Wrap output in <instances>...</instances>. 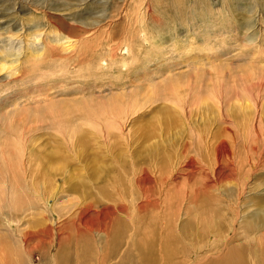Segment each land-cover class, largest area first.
I'll use <instances>...</instances> for the list:
<instances>
[{
    "label": "bare ground",
    "instance_id": "6f19581e",
    "mask_svg": "<svg viewBox=\"0 0 264 264\" xmlns=\"http://www.w3.org/2000/svg\"><path fill=\"white\" fill-rule=\"evenodd\" d=\"M231 2L232 1L228 2V0H222L220 4L217 2L218 5H216L215 3L213 4L211 3V7H214L215 9L214 14L215 13L217 15L221 14L220 17L221 16L224 17L226 16L228 12L231 17L232 15L230 14V11L228 10V7L231 4ZM150 3H151L150 0H138V2H136L135 0H124V4L126 5V7L124 6V4L122 6H123V9L126 10L125 14L129 16L130 22L128 26L126 25L127 27L125 28V31H123L122 33L123 37L117 42H114L113 40L110 41L107 36L103 39L104 41L102 40L101 42H99L98 39L93 40L94 38L90 40L88 39V37H83L85 36L84 34H87V33H84V31L82 32V35L79 38V40L75 42H71L70 39H68L66 35L62 33L64 32V30L68 29L65 23H61L60 27L59 26L57 27L54 25V28L52 27L53 29H51L50 31L37 32V33H34L30 38L25 37L24 39L17 37L16 35L17 31L16 33L10 34L9 29H5L4 33H6V35L4 33L0 35V40L2 41L0 45V58H1L0 66L1 64L6 63L5 61H10L12 63L11 65L12 69L8 66V70H9L8 75L10 77H13L16 74H18V70H21L24 68L25 59L28 57L25 54L26 52L25 49L27 47L28 49L34 51L33 53L34 67L39 64L44 63L45 61L51 62V65H52L53 62L56 63V61L58 60L60 61L67 60L69 64L71 63V61L73 62V64L71 63V66L73 68L78 67L79 71H84L87 68H89V66H92L96 62V60L99 59L100 57L99 51L101 52L104 51L105 58L103 57V59H100L101 62L99 63V67L117 69V71H126L127 73L133 72L135 71L134 68L137 66V63H139L141 58L136 59L134 62H130V58H132V60L136 58V51L141 50L140 42L142 41L141 42L142 46H147V44L152 45L153 43L152 41H155L154 38L152 39V41L149 40L150 35L148 33L149 32L148 27L145 26L146 23H144L143 21V14H142L143 10L144 12H146V10L148 9L151 10ZM254 3L255 4H251V5L256 6V8L251 6V9H248V11L246 10L247 13L251 15V17L248 20H246V22L243 24L244 27H242V29L245 32L244 34H248V36L245 38V42L247 46L245 47L244 50H242L243 53L237 54V56L241 57L243 55L247 59L245 60L244 58V60L247 61V64L243 65L244 66L243 69L237 70V71L227 70V72L219 71V70H212L211 76L208 75L210 80L206 79L207 75L205 74V71H204V72L195 73V75L182 74V75L177 76L176 78L175 77L171 78L170 81L162 85H156V84L150 85L149 84V85H145L146 87H144L143 85H140V84L137 85V83H135L136 85L134 86V83H133L134 89H136L137 92L131 93L130 95H125L124 97H121V98H118L119 100L116 103H113L112 106H106L105 109L102 108L103 112L101 111V114L105 115V117H101L103 119H101L99 124L96 123L98 120H96L95 122L92 121V119L94 120V118L87 120L88 122L85 123L86 127L88 124L91 131H88L87 129H85L84 125L83 126L79 125L78 124L79 122L77 124H74V123L72 124L70 122L67 123V120L69 118L67 119L65 118L66 116L68 117L69 112L71 111V110L70 111L68 110L69 108L68 109L66 108L69 112H67L66 109L63 112V113L65 112L68 113V115H64V118L62 117L64 120H66V122H64L63 120H57L56 117L54 121L50 120V118L49 120L44 119L43 118L44 115L42 116L44 120L39 121L38 119V122L36 124L37 126L42 125L48 129H53L54 127H56L54 129L58 128L59 130L58 132L62 134V140H61L63 141L62 143L66 142L65 143L66 150L62 149L65 152H62L60 149L59 150L55 149L51 151L50 155L48 156V162L46 163L47 165H44V166L42 165L44 169L43 170L44 173H42L44 175L43 180L45 184L51 182L50 183L51 185H52L53 180L56 181L59 176H62L67 173L65 171L66 169H68L67 165H69L68 164V160H69L68 154L69 153L74 154L75 152L74 151V147H75L74 141L75 140L79 141L81 139L83 141L87 137V135H89L88 133L91 132V133H95L96 136L99 135V138L103 139L104 143H106L107 146L111 145V142L113 143L112 139L114 137H116L115 140H117L118 142L121 140H124L126 142L125 144H123L124 147L126 145L130 146V141L131 139L133 140V137L131 136L132 131L129 128V122L131 120V117L138 115L142 111H145V113L150 111L152 114L155 113L158 115L156 123L150 124V125H152L153 128L156 126L157 129L161 131H162V128H166V129L170 128L171 130V127L173 126L174 127H179V126L184 127V125H188L187 128H189V126H192L193 124L194 126L198 125V128H200V130H197L196 132L195 131L192 132L193 129L190 128L189 133L190 134L192 133L190 138L186 142H184L183 145L180 146V148L176 151L174 156H172V154L168 155L167 153L161 152L160 151L161 149H160L156 152L158 157H154L155 155L152 154L150 147H148L145 152H139V153L132 152L130 148L127 150L123 148L124 151H127V153H123V154L119 153V157H126V158H123L122 162L119 160L118 161L119 165L115 168L113 167L114 169H109L111 167V165L109 166L110 162L105 163L103 162V160L99 161V165L95 173L96 174L95 179L98 182L96 180L95 182H85L83 186H79V187L77 184H74L72 188H70L69 193L71 192L72 194L73 193L79 194L81 192V195L79 197H81L82 199L81 201L82 208H79V213L81 214L79 216L82 219L79 222L80 224L79 226L80 228L83 227L84 229L83 231H77V232H84V233L96 232L99 234L98 236L101 238L100 240L101 247L98 253L99 257H98L97 264H183V262L187 263L192 258L195 259L197 264H199L203 261H209L207 259H209L211 256H214L213 254L210 255L209 253L211 252L213 253L214 252L213 250L215 248L218 249L219 245L221 246L225 245V247H227L229 246V244H231L230 242H231L232 236L231 235H230L231 237L224 236V232L226 228L223 231V228H224L223 222L221 223L222 216H224L225 212H227L230 209L229 205L225 203L226 204L225 207L224 206L221 207V204H222L221 201H218V200H215L216 202L209 201L206 199L208 196L205 195V197H203L202 194L206 193L209 188H211V191H212L213 188L217 186V184H220V182L218 181H222L223 179L230 180L232 178H235V176H237L236 175L237 172L243 169L242 164L236 158L237 153H235L234 151H231L232 149H230L229 151L223 147L227 144V142L229 143L232 141V140L227 141V139H232V137H235V135L236 136L239 134L242 135V133L246 132L249 137H247L246 135L245 138H252V136H254L256 137V139H258L257 145L256 147H254L253 150L260 153L261 155H262V152L264 151V24L261 23L263 22L262 18L264 16V5L262 6V8H260L258 6V1H255ZM132 6L133 8H131ZM204 7H205V4H204ZM131 9L132 10L134 9L132 14L129 13ZM258 9H260V15L258 14ZM210 12L213 13V11H210ZM189 15L190 14H188V16ZM217 15H214V16H217ZM151 20H155V19L151 18ZM156 20L161 22V20L158 18H156ZM159 22H153V24L158 25ZM51 23L54 24V22H51ZM137 27L140 29H138ZM136 28L138 30H136ZM212 29L215 30L216 32V28H212ZM192 32H193V29H192ZM159 33L161 34V32ZM212 35L214 36V34ZM227 35L229 34L227 33ZM227 35L225 34L226 38H227ZM135 36H137L140 40L135 39ZM13 40L15 42H12ZM152 46L158 47L159 42L155 41ZM188 46L189 44L187 46H183L182 50L186 51ZM135 47H137L138 49L140 48V49L138 50ZM248 49L252 51L250 54H247ZM235 50L236 49H234V54L238 52V51L235 52ZM61 52H64V55ZM143 56H145V54ZM218 56H219L218 54H216V56L207 55V58L212 59L213 57H215L216 59ZM67 58L71 59V61ZM195 58H197V55ZM190 59L191 57H188L184 61L188 62V60ZM215 59L213 58V60ZM239 60L242 61V59H239ZM239 60H237L238 63H239ZM216 61L217 60H215L214 62ZM197 64H198V61H197ZM41 68L42 66L40 67V69ZM3 69L5 68L0 67V70H3ZM170 73L171 71L168 72V74ZM181 73H184V72H181ZM81 74H84V72L80 73L79 75ZM161 78L163 79L164 77L162 76ZM130 80L131 79H129V82ZM58 85H61V84H57V86ZM66 85L68 86L69 84H66ZM46 86L47 85H45L44 87ZM48 90H51V88H49ZM60 91L62 90L60 89ZM48 97L50 98V96ZM211 103L212 105H214V109H210ZM205 106H208V110H210L209 113H213V114L217 113L219 117V118L217 117L219 121L218 123H221L220 125L217 123L218 125L216 126L218 127L216 129L209 128L207 133L203 132L204 127H207L208 121L210 120L215 121V119H211V118L210 119L209 118L199 119L198 118L199 121H202L200 125L197 121L191 119L194 113V107H197V110L198 109L201 110ZM157 111L160 113H158ZM57 113L54 115L57 116L58 115ZM49 114L51 115L52 112L51 113L49 112ZM50 115H48L47 117H49ZM235 116L237 117V119L239 116L240 118L243 119L241 125L240 123L238 124V121L235 118ZM36 117L34 119L35 122L37 121ZM12 118L13 117H11V119ZM70 119L72 120V118ZM13 121H15V119ZM11 122L9 120V123H10L9 126H11ZM81 122L83 124L85 121L84 122L81 121ZM14 123L12 122V124L15 126L16 124ZM214 124H212V126H214ZM239 126H242V128L243 127L244 128L242 129ZM44 127H42V131ZM12 128L13 127H10V129L13 131L14 128L13 129ZM21 128H20V131H21ZM5 129H4V132H5ZM40 129L41 128H39V130ZM15 130L17 129L15 128ZM15 130L14 132H16ZM148 130L152 131L151 127H149L147 131ZM49 131L51 133L52 130H49ZM115 131H116V136H115ZM163 132L165 131H162V133ZM9 133H8L9 135L8 136L6 135V132H5L6 138L7 136L8 137H10V135L12 136V134L11 133L9 134ZM41 133H37V134L42 135ZM52 133H55V132L53 131ZM175 133H177V131ZM1 135L0 137H2ZM27 135L24 137L21 134L19 137H17L19 141L15 137L14 141L18 143L16 144L14 143L13 147H11V145H10V148L7 147L10 144V142H7L6 140V143L7 144L9 143V144L5 147V150H4L3 145H2L3 148L2 146L0 148V171L3 174L4 172L7 173L9 169L8 172L13 173V177H14L13 182L11 181V183L6 184V180H4L5 181L4 184H0V217L3 218V220H0V264H16L13 260L15 259V253H16L17 247H22V245L26 244L27 242V237H26L27 234L25 233V230L23 229L19 230L20 221L17 222V215H16V213L24 214V211H25V209L21 205V201H22L21 197L23 196H21L20 194H21V191H23L22 190L23 185H20V182L18 181L21 179L20 172L25 175V179H26L25 181L29 182L28 173L31 172L30 164L33 163L32 159H30L32 152L28 148L29 143H30L29 141L30 137ZM15 136H17V134H15ZM10 138L13 139V137H10ZM40 138H42V136ZM89 139L90 138H87V140ZM91 139L89 140V142H91ZM96 139L97 138L95 137V139H92V140H96ZM170 140H173V139H170ZM14 141L12 140V143ZM101 141L102 140H100L99 143H101ZM233 141H234L233 143H235V140ZM56 144L64 145L60 143H56ZM162 144L164 145L163 142ZM252 144L253 142H251V145ZM0 145H1V141H0ZM19 145H21V147H19ZM102 145L99 146V148H101ZM89 146L93 147L92 144ZM235 148L237 149V147ZM78 150H80V148L79 149L77 148V151ZM237 151L238 150H236V152ZM34 152L35 151H33V154ZM67 152L69 153L67 154ZM108 152H110V150ZM33 154H32V157H33ZM97 154L101 155L104 153H101V154L97 153ZM151 154L153 155V157ZM105 156L103 157V159L105 158ZM106 157H109V156H106ZM36 160L38 161V159ZM72 160H75V159H72ZM43 161L45 162V160ZM255 162L256 161H254L253 159L249 160V164H247L249 165V170H248L249 175L248 177L246 176L247 178H244V180L242 181H239L237 179H236L237 182L234 181L236 189H233L232 192H229L228 194H226L229 198H231V201L232 199L234 200L236 198L237 200L236 199L235 200L240 203L241 201H245V199L248 197V195L244 197L245 192L249 189L248 183L245 181L251 175L250 172L252 171V174L253 172H257L258 167L261 166L262 164L261 163L262 161L259 158H258V163L260 165H255L254 164ZM69 163L71 164L70 161ZM194 167H197V168H194ZM209 169H212L213 171L212 176L208 172ZM1 173H0V176H2ZM185 173L186 175H188L189 181L192 179H197L198 178V176H196L197 174L200 175L201 176L200 178H202V183L200 181H197V182L198 184L201 183L203 186L196 187L195 186L196 184H194L196 182L192 180L194 183H192L191 181L192 184L189 186L190 189H185L182 185L183 181L182 183H180V179ZM71 176L72 175H70V177ZM254 176H256V174ZM66 179H67V176H66ZM92 180L93 179H91L90 177L88 181H92ZM64 183L66 184V181ZM212 183L213 185L215 184L214 187H211ZM26 184L24 183V185ZM54 185L55 183L53 184V186ZM59 185L57 184L58 187L55 185V187H57L56 189L53 187L51 188L53 193H54V190L55 192L57 191L56 193H54L55 195L57 194V197L60 193L62 194V190H63L61 189L62 184H61V187ZM46 186H48V184ZM47 188H50V187L48 186ZM52 191H51V194H52ZM66 191H68V189ZM216 191L217 190H215V192ZM212 193L210 192V194ZM54 194L52 196H54ZM65 194H68V192ZM48 201L45 202L43 210L46 212V214L47 212H50L51 215L57 216V225H56V228L55 227L54 228L57 231L56 234L59 239L58 243H60V240L61 239L63 240V235H64L62 233L63 231L62 223L64 224V221L66 220L63 219L62 212H60L61 207L58 208V210H56L54 205L49 206ZM97 204H99V207L101 208L100 211L98 210L99 213L97 214V216L95 217L94 215V217H92L90 220H86V217H88L87 212L91 213V211L94 209V206ZM209 204H213L215 208L217 206V209H214V213L211 212L209 215L206 213L199 214L205 219L207 224H202L203 223L202 222L201 224L203 225V228L201 227L200 230H197L198 233L194 232L192 222H191V225L189 222L187 223L185 222V224L182 227L180 226L181 228H178L179 219L181 217L184 218L185 215L189 214L190 211L194 209L195 206H197L195 209L209 208L208 207ZM257 208H261V210L264 211V207L262 204H259ZM80 209L82 212H80ZM64 210H66L65 207L62 209V211ZM235 210L237 211V215L241 214L240 212L242 210L241 211L239 209H235ZM261 210L259 209L260 212ZM19 211L21 213H19ZM69 211L70 210L66 212L68 213ZM70 214H71V211H70ZM51 215L48 218V220L50 221L48 223L49 225L46 226V223H44L46 227L44 226V229L43 230L41 229L39 231V232L42 231L41 235L36 234L37 237L41 236L39 240L41 243V245L39 243L40 246H42L43 243L45 244L47 241L51 242L52 238L54 239L53 237L54 229L51 227L52 226L51 225L52 223ZM68 218H71V217H68ZM68 218H67V221H68ZM72 219L73 218H71V220ZM237 219H238V216L236 220ZM230 220L232 221V219ZM240 221H242V218ZM237 222L238 221H234L232 227L234 226V228H236L235 223ZM156 224H161L160 228ZM41 225L43 226V224ZM96 226L98 227L96 228ZM250 227L251 228H248L249 230H253L255 228V226L252 227V225ZM234 232H235V235H237V232L239 231L235 229ZM244 233L245 232H243V234ZM248 233L249 232H247V234ZM257 234L260 235V233H257ZM211 237H213V240H211L210 242ZM244 239H248V238H244ZM259 246L261 245L259 244ZM81 247L82 248L80 252L77 254L79 258L78 261L74 262L75 260L71 258L70 254H65L61 251L63 254L62 253H61L62 255L59 254V257L56 258L57 255L56 256L54 255L55 258L57 259L55 260V264H91V263L93 264V261H95L96 256L94 254L92 246L88 242L85 241L83 243V246ZM261 247L258 248V247L253 246V248L251 249V253L248 252L249 254H252L250 255V257L253 258V264H264V247L262 248ZM78 248L80 247L78 246ZM58 249L56 253H58ZM68 251H72V249H69ZM59 253H60V250H59ZM26 261H28V259ZM221 261L222 262H219V264L220 263L221 264H248V258L245 252L241 249L240 245L235 247L232 250V252H230V254L227 255V257L223 258Z\"/></svg>",
    "mask_w": 264,
    "mask_h": 264
},
{
    "label": "rangeland",
    "instance_id": "374dc122",
    "mask_svg": "<svg viewBox=\"0 0 264 264\" xmlns=\"http://www.w3.org/2000/svg\"><path fill=\"white\" fill-rule=\"evenodd\" d=\"M135 1L138 2V0H135ZM179 1L180 0H178V1L177 0H162V1L161 0H152V1L150 0L151 10L148 9V10H146V12H144V10L142 11L143 21H144V23H146L145 26L148 27V31H149L148 33L150 35L149 40L152 41V39L154 38L155 41L159 42V46L158 47L152 46L155 41H152L153 43L151 42L152 45L147 44V46H142V43H141L142 41H141L140 42L141 50H139L140 48L138 49L137 47H135L136 49L139 50V51H136V58H134L133 60H132V58H130V62H134L136 59L141 58L139 63H137V66L134 68L135 71L130 72L131 74L127 73L126 71H117V69H109L106 67L105 68L99 67V63L101 62L100 59H103V57L105 58V52L104 51H102V52L99 51V56H100L99 59L96 60V62L92 66H89V68H87L84 71H79L78 67L73 68L71 66V63L73 64V62L69 58H67V59H69L71 61L70 64L67 60H61L62 62L60 60H58V61H56V63L53 62L52 63L53 66H52L51 62L45 61L44 63L39 64V65L34 67V63H33L34 62V57H33L34 51L28 49L27 47L25 49L26 50L25 54L28 57L26 59L23 58V59H25L24 68L21 70H18V74H16L15 76L10 77L8 75L9 74L8 66L12 69V66H11L12 63L10 61H5L6 63L1 64L0 67H3L5 69L0 70V135L2 134L1 135L2 137H0V141H1L0 148L3 145L4 150H5V147L9 144V143L8 144L6 143V140H7V142H10V144L7 147L10 148V145H11V147H13L14 143L15 144L18 143L16 141H14L15 137L17 138L21 134L25 137L27 134H29V135H27L30 137V140H29L30 143H29L28 148L32 152L30 159H32V162H33L32 163L33 165L30 164L31 165V169H30L31 172L28 171L29 172L28 173V175H29L28 181L30 183L25 181L26 180L25 175L21 172H20V178L21 179L18 180L20 182V185H23L22 186L23 191H21L20 195L23 196V197H21V200H22L21 205L23 206L25 211H24V214H22L20 211H19V213H21V214L16 213L17 222L20 221V223H19L20 229L19 230H22V229L25 230V233L27 234L26 237H27L28 243L26 242V244H23L22 247H17L16 253H15V259L13 260L16 264H25V263L26 264H30V263H32V264H55V260H57L56 258L59 257V254H61L62 252L65 254H70L71 258L73 260H75L74 262H76L79 260L77 254L80 252V250L82 248L81 246H83V243L85 241L88 242L92 246L94 254L97 257V258L95 257V261H93V264H97L98 263V257H99L98 253H99V250L101 247V242H100L101 238L98 236L99 234L96 232H93V233L92 232L91 233L90 232L89 233L77 232V231H83V229H84L83 227L80 228V226H79L80 225L79 222L82 219L79 216V215H81L79 213V208H82V205H81L82 199H81V197H79L81 195V192L79 194L73 193L74 194L73 195L71 192L69 193L70 188H72V186L74 184H77L79 187V186H83L85 184V182H95V180H96L95 179V176H96L95 173L97 171L96 169L99 165L100 160H103V162H105V163L110 162L109 166L111 165L112 168L110 167L109 169H114L115 167H117L119 165L118 161L120 160L122 162V159L126 158V157H119V153H122V154L127 153V151H124V149L127 150L130 148L132 152L139 153V152H145L146 149L148 147H150L152 154L155 155L154 157H158L156 152L160 149H161L160 150L161 152L167 153L168 155L172 154V156H174L176 151L180 148V146L183 145V143L186 142L190 138V136L192 134V133L191 134L189 133L190 128L193 129L192 132H194V131L196 132L197 130H200V128H198V125L194 126V124H193L192 126H189V128H187L188 125H184V127H181V126L174 127L173 126V127H171V130H173V131H171L170 128H167V129L162 128V131H165L162 133V131L158 130L156 126L154 127L155 128L154 129L152 127V125H150V124L156 123L158 115L155 113L152 114L150 111H148L147 113H145V111H142L138 115L131 117V120L129 122V128L132 131L131 136L133 137V140L131 139V141H130V146L126 145L124 147L123 144H125L126 142L124 140H121V141H119L120 142L119 143L117 140H115L116 137H114L112 139L113 143L111 142V145L107 146L106 143H104V140L99 138L98 134H97L98 136H96L95 133H91V132H89V133L87 132L89 135H87L85 133L87 135V137L83 141L81 139L79 141L75 140L74 141V145H75L74 154L67 152V154L69 153L68 154L69 155V160H68L69 165H67L68 169H66V171H65L67 173L62 175L63 177L59 176L57 180L55 178L56 181L53 180L52 185H51L50 184L51 182L45 184V182L43 180V176H44L42 174V173H44L43 166L47 165L46 163L48 162V156L50 155L51 151H53L55 149L56 150L60 149L62 152H65L62 149L66 150L65 149V147H66L65 143L66 142L62 143L63 142V141H61L62 140V134H60L58 132L59 131L58 128L54 129V128H56V127H54L53 129H48L42 125H38L39 126L38 127L36 125L38 122V119L40 121V120H44V119L49 120V118H50V120L54 121L55 117H56L57 120H63L64 122H66V120L63 119L64 115H68L67 112H69L71 110L69 112L68 117L66 116V118H65V119L69 118L67 120V123L70 122L72 124L73 123L77 124L79 122L78 123L79 125H81V126L84 125L85 129H87L88 131H91L88 124L86 127L85 123L88 122L87 120L94 118V120L92 119V121L95 122L96 120H98L96 123L99 124L101 119H103L101 117H105V115L101 114L102 108L105 109L106 106H112L113 103H116L119 100L118 98L124 97L125 95H130L131 93H134V92H137V90L134 89V86L136 85L135 83H137V85L138 84L143 85L144 87H146L145 85H149V84L150 85L151 84L162 85V84L170 81L171 78H173V77L176 78L177 76L182 75V74L195 75V73L204 72V71H205V74L207 75V77L205 76L206 79L210 80L208 75L211 76L212 70H219V71H225V72H227V70L228 71H231V70L237 71V70L243 69V67H244L243 65L247 64V61H245L247 59L243 55L241 57L237 56V54L243 53L242 50H244L245 47L247 46V44L245 42V38L248 36V34H244L245 32L242 29V27H244L243 24L246 22V20H248L251 17V15L249 13H247L248 9H251V6H252L251 4H255L254 2L258 1V6L260 8H262V6L264 5V0H228V2L232 1L228 7V10L230 11V14L232 16L230 17L229 13L227 12L226 16H224L225 18L223 16L220 17L221 14L220 15H217L216 13L214 14L215 9H214V7H211V3L212 4L215 3L216 5H218V3L220 4V2L222 0H203L204 2L201 0H199L200 2L198 0H196L197 2L195 0H181L180 2ZM123 4H124V0H23V1H21V0H0V35H2V33H4L5 29H9L10 34L16 33V31H17L16 35H17V37H19L21 39H24L25 37L30 38L34 33L43 32V31H50L51 29L54 28V25L57 27L58 26L60 27L61 23H65V25L67 26L68 29H66L67 31L64 30V32H62V33L64 35H66V37L68 39H70L71 42H75V41L79 40L83 31H84V33H87V34H84L85 36H83V37H88V39H90V40L94 38L93 40L98 39L99 42H101L107 36L110 41L113 40L114 42H117L118 40H120L123 37L122 33H123V31H125V28L128 26V24L130 22L129 16L127 14H125L126 10L123 9V6H122ZM200 4H201V6H200ZM204 4H205V7H204ZM124 6L126 7L125 4H124ZM252 7L256 8V6H252ZM131 8H133V6ZM130 11H129V13L132 14L134 9L133 10L131 9ZM210 11H213V13ZM207 12H209V13H207ZM188 14H190V15L188 16ZM258 14L260 15V9H258ZM214 15H217V16H214ZM151 18H153L155 20H151ZM156 18L160 19L161 22L157 21ZM262 19H263V22H261V23L264 24V16ZM220 20H221V22H220ZM51 22H54V24H52ZM153 22H159V23H158V25L157 24L154 25ZM137 28H136V30L140 29V28H138V29ZM212 28H216V32ZM192 29H193V32H192ZM159 32H161V34ZM226 32L229 35H227ZM194 33H196V34H194ZM4 34L6 35V33H4ZM212 34H214V36ZM225 34L227 35V38L225 37ZM240 34H242V35H240ZM135 39L140 40L137 36H135ZM1 42L2 41L0 40V45H1ZM12 42H15V41L13 40ZM188 44H189V46L187 47L186 51L182 50L183 46H187ZM154 48H156V49H154ZM234 49H236L235 52L238 51L235 54H234ZM199 51H200V53H199ZM23 52H24V50H23ZM251 52L252 51L248 49L247 54H250ZM61 53L64 55V52H61ZM144 54H145V56H143ZM216 54L219 55L216 59H215V57H213L215 60H217L216 62H214L215 60H213V58L212 59L207 58V55L216 56ZM196 55H197V58H195ZM231 55H232V57H231ZM188 57H191V59L188 60V62H185L184 60H186ZM238 58L242 59V61H240ZM244 58H245V60H244ZM8 59H10V58H8ZM237 60H239V63ZM197 61H198V64H197ZM207 63H208V65H207ZM135 64H136V62H135ZM74 65H76V64H74ZM28 66H30V67H28ZM41 66H42V68L40 69ZM193 66H195V67H193ZM166 67H168V68H166ZM77 69H78V71H77ZM170 71H171V73L168 74V72H170ZM83 72H84V74L79 75L80 73H83ZM181 72H184V73H181ZM160 76L161 77L163 76L164 78L162 79ZM151 78H153V79H151ZM129 79H131L130 82H129ZM56 83L61 84V85L57 86ZM70 83H71L72 87H71ZM133 83H134V86H133ZM66 84H69V85L67 86ZM45 85H47V86L44 87ZM38 87H40V88H38ZM49 88H51V90H48ZM60 89L62 91H60ZM48 96H50V98ZM210 106H211L210 109H214V105H212V103ZM212 106H213V108H212ZM66 108L67 109L69 108L68 109L69 111ZM92 108H94V109H92ZM65 109L67 112L63 113L65 111ZM50 110H52V111H50ZM93 110H95V111H93ZM47 111H48V113H47ZM49 112L50 113L52 112V114L50 115ZM99 112H100V114H99ZM209 112H210V110H208V106L203 107L201 110H199V109L197 110V107H194V113H193L192 118H191V119L197 121L199 123V125L202 123V121H199V119H208V118L209 119L210 118L215 119V121L214 120L208 121L207 127H204V131H203L204 133L205 132L207 133L209 128L216 129L218 127L216 125L221 124V123H218L219 121L217 119V117H218L217 113L213 114V113H209ZM45 113H47V114H45ZM56 113L58 114L57 116L54 115ZM158 113H160V112H158ZM59 114L61 115V117ZM207 114H208V116H207ZM48 115H50V116L47 117ZM42 116L44 119L42 118ZM11 117H13V118L11 119ZM35 117L37 118L36 122L34 121ZM70 118H72L73 121ZM235 118L237 119L236 116H235ZM14 119H15V121H13ZM76 119H78V120H76ZM7 120H8V122H7ZM9 120H10V122L12 121L13 123L17 121L16 123H14L16 125L14 126L11 122V126H9V124H10ZM80 120L83 122L85 121V122L82 124V122ZM242 120L243 119L240 118V116H239L237 119L238 124L240 123V125H241ZM18 121H19V123H18ZM212 121H213V123H212ZM214 122H215V124H214ZM1 123H3V124H1ZM34 123L36 126L34 125ZM203 123H204V121H203ZM212 124H214V126H212ZM242 126H239V127L242 128ZM10 127L14 128V129L12 128L13 131L10 129ZM21 127H23L24 129ZM42 127H44L43 128L44 132L42 131ZM149 127H151L152 131H150V130L147 131V129ZM15 128L17 130H15ZM20 128H21V131H20ZM39 128H41V129L39 130ZM4 129H5L6 135H8L9 132L12 134V136L10 135V137H13V139L8 137L9 135L6 138ZM22 129H23V131H22ZM177 129H179V130H177ZM14 130L17 133L14 132ZM24 130H25V132H24ZM49 130H52L51 133ZM40 131L43 133H41ZM53 131L55 133H52ZM176 131H177V133H175ZM37 133H41L42 135L37 134ZM156 133H158V134H156ZM15 134H17V136H15ZM35 134H37V135H35ZM182 134L183 135L185 134V135L183 136ZM187 134H189V135H187ZM92 135H94V136H92ZM246 135H247V137H249L246 132L242 133V135H240V134L237 136L235 135V137H232V139H227V141L228 140L229 141L232 140V141L229 143L227 142V144L225 146H223L225 149H227L229 151H230V149H232L231 151H234L235 153H237L236 158L242 164L243 169L241 171L237 172V174H236L237 176H235V178H232L230 180H224L223 179L222 181H218V182H220V184H217L216 187H214L215 184L213 185V183H212L213 186L211 185V187H214L213 190L211 191V188H209L206 193L202 194L203 197H205V195H207L208 197L206 199L209 201H212V202H216L215 200L221 201L222 202L221 207L222 206L225 207L226 204L229 205L230 209L227 211L228 214H227V212H225V215L222 216V218H221V220H222L221 223L223 222V227H224V228L222 227L223 231L226 228L225 232H224V236H230V235L232 236V237L230 236L231 237V242H230L231 244H229V246H227V247H225V245H222V246L219 245L218 249L215 248L213 250L214 251L213 253L212 252L209 253L210 255H212V254L214 255V256H211L209 259H207L209 261H203L199 264H219V262H222L221 260L223 258L227 257V255H229L230 252H232V250L235 247H237L238 245H240L241 249L245 252V254L248 258V264H253V258L250 257V255H252V254H249L248 252L251 253V249L253 248V246L260 248L263 245L262 247H264V230H263L264 229V211L261 210V208H257L259 206V204H262L264 207V161H263L264 160V155H263L264 151L262 152V155L256 151H254L253 149H254V147H256L258 139H256V137H254V136H252V138H245ZM41 136H42V138H40ZM115 136H116V131H115ZM95 137L97 139L92 140V139H95ZM87 138H90V139L92 138L91 142H89L90 139L87 140ZM99 139L102 140L101 143H99L100 142ZM170 139H173L174 141L170 140ZM12 140L14 141L13 143H12ZM17 140H18V138H17ZM233 140H235V143H233L234 142ZM161 141L164 143V145L162 144ZM250 141L253 142L254 146H253V144L251 145ZM95 142H97V143H95ZM56 143H60V144H64V145L58 144L59 145L58 146ZM91 144L93 147L89 146ZM93 144L94 145L97 144L96 145L97 147L94 146ZM116 144H117V146H116ZM237 144H238V146H237ZM101 145H102V147L99 148V146H101ZM147 145H149V146H147ZM233 145L234 146L236 145L235 147H237V149ZM3 146H2V148H3ZM170 146H172V147H170ZM226 146L227 147L229 146V147L227 148ZM19 147H21V145H19ZM154 147H156V148H154ZM173 147H175V148H173ZM233 147H234V149H233ZM248 147H250V148H248ZM77 148L78 149L80 148L81 152H80V150L77 151ZM95 149L96 150L98 149L97 152ZM109 150H110V152H108ZM236 150H238V151L236 152ZM33 151H35L34 154H33ZM77 153H79V154H77ZM97 153H100V154L104 153L106 156H109V157H106L104 154H101V155H103V156H101ZM250 153H252L253 155ZM32 154H33V157H32ZM95 154H97V155H95ZM104 156H105V158L103 159ZM152 157H153V155H152ZM71 158L75 159V160H72ZM77 158H78V160H77ZM258 158L262 161L261 163L263 164V166L261 164V166L258 167L259 170L257 169V172H253V174L251 171L250 172L251 175L245 181L248 183L249 189L245 192L244 197L247 195H248V197L245 199V201H241L240 203L238 201H236L237 200L236 198H235L236 200L232 199V201H231V198H229L226 194H228L229 192H232L233 189H236L235 188V182H237V180L242 181V180H244V178L248 177L249 165H247V164H249V160L253 159L254 161H256L254 163L255 165H260L258 163ZM36 159H38L39 162ZM109 159H110V161H109ZM116 159H117V161H116ZM43 160H45V162ZM69 161L71 162V164L69 163ZM112 162L115 164V166ZM37 164H39V165H37ZM246 167H248V168H246ZM194 168H197V167H194ZM40 170H41V172H40ZM8 171H9V169H8ZM8 171H7V173L4 172L3 174L0 171V173L2 175V176H0V184H4V182H5L4 180H6V184L11 183V181L13 182V178H14L13 173H9ZM208 172L212 176V174H213L212 169H209ZM255 174H256V176H254ZM22 175H24V176H22ZM70 175H72L73 177L72 176L70 177ZM66 176H67V179H66ZM196 176H198L197 179H199V180L192 179L194 182H196V183H194L192 180L189 181V179H188L189 177L185 173L181 177L180 183H182V181H183L182 185L185 189H190L189 186L192 183L196 184L195 185L196 187L197 186L202 187L203 185L201 184L202 183V178H200L201 176L198 174ZM90 177H91V179H93L92 181H88ZM72 179H74V180H72ZM65 181H66L67 185L64 183ZM68 181H70V182H68ZM191 181H192V183H191ZM197 181H200L201 183L198 184ZM227 181L230 182L231 184L228 183ZM24 183L25 184L27 183V184L24 185ZM28 183H29L30 187H29ZM54 183L56 186H57V184L58 185L60 183L62 184V187H61V184L59 185L61 187V189H63L62 194L60 193L58 195V197H57V194L56 195L54 194L57 191L55 192V190H54V193H53V191L51 190L52 187L55 189L58 187V186L55 187V185L53 186ZM47 184L50 188H47L48 187V186H46ZM64 184H65L66 188H65ZM223 188H224V190H223ZM67 189H68V191H66ZM215 190H217V191L215 192ZM51 191H52V194H51ZM67 192H68V194H65ZM210 192L211 193L213 192V193L210 194ZM53 194H54V196H52ZM243 200H244V198H243ZM29 201H31V202H29ZM46 201H48L49 206L54 205L56 210H58V208L61 207L60 212H62L63 219L66 220V221H64V224L62 223V225H63L62 233L64 235H63V240L61 239L60 243H58L59 239H58V236L56 234L57 231L55 229L56 225H57V216L51 215L50 212H47V214H46V212L43 210V207H44V204ZM260 202H262V203H260ZM235 205H236V207H235ZM63 206L66 209V210H64L65 212L62 211V209L64 208ZM196 207L197 206H195L194 209H192L189 214L185 215L184 218L181 217L180 218L181 220L179 219L178 228H181L185 224V222L186 223L189 222L190 225L192 222L194 232L198 233L197 230H200L201 227L203 228L202 224H207L205 219L199 214L200 213L201 214L206 213L209 215L211 212L214 213V209H217V206L215 208V206L213 204H209L208 205L209 208L195 209ZM29 208L31 211L29 210ZM234 208L239 209L240 211L242 210L240 212L241 214L237 215V211ZM74 209H76V210H74ZM259 209L261 210V212L259 211ZM68 210L71 211V214H70V211L68 213L66 212ZM98 210L99 211L101 210V208L99 207V204L94 206V209L92 210L93 212L92 211H91V213L87 212L88 217H86V220H90L92 217H94V215L96 217L97 214L99 213ZM73 211H75V212H73ZM76 211H77V213H76ZM44 212L47 216L44 214ZM80 212H82L81 209H80ZM192 212H193V214H192ZM69 214H70V216H69ZM50 215H51L52 223H53V224L51 223V225H52L51 227L54 229L53 230L54 239L52 238L51 242L49 241L51 244L48 241L45 244L43 243L42 246L43 245L44 246L42 247V246H40L41 243L39 241L41 236L37 237V235L38 234L41 235L42 231L41 232H39V231L41 229L42 230L44 229V226H45L44 223H46V226L49 225L48 223L50 221L48 220V218ZM188 215H190V216H188ZM89 216H90V218H89ZM229 216H230V218H229ZM237 216H238V219L236 220ZM68 217H71L74 220L73 219L71 220V218H68ZM67 218H68V221H67ZM241 218H242V221H240ZM230 219H232V221ZM0 220H3V218L0 217ZM72 221H73V223H72ZM234 221H238L237 223H235L236 228H234V226L232 227ZM41 224H43V226ZM156 225L160 228L161 224H156ZM225 225H226V227H225ZM251 225H252V227L255 226V228L253 229L254 231L248 229V228H251L250 227ZM97 227L98 226H96V228ZM245 228H246V230H245ZM235 229L237 231H239V232H237V235H235V232H234ZM241 231H242V233H241ZM243 232H245V233L243 234ZM247 232H249V233L247 234ZM257 233H260V235ZM244 238H248L251 241H249L248 239H244ZM253 239H255V240H253ZM13 240H14V238H13ZM211 240H213V237H211L210 242H211ZM39 243H40V245H39ZM240 243H242V244H240ZM259 244L261 246H259ZM37 246H38V248H37ZM51 246H52V248H51ZM78 246L80 248H78ZM228 248H230L231 250ZM57 249H58V253H56ZM69 249H72V251H68ZM59 250H60V253H59ZM30 251H32V252H30ZM54 255L55 256L57 255L56 258ZM203 257H205V256H203ZM27 259H28L29 263H28V261H26ZM188 263L189 264H197L195 259H193V258L190 261H188L187 263L183 262V264H188Z\"/></svg>",
    "mask_w": 264,
    "mask_h": 264
}]
</instances>
